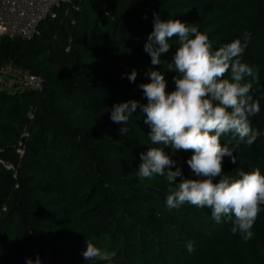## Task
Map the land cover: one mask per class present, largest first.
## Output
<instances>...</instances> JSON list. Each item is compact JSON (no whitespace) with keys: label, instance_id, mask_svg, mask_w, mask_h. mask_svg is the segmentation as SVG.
I'll use <instances>...</instances> for the list:
<instances>
[{"label":"trees","instance_id":"1","mask_svg":"<svg viewBox=\"0 0 264 264\" xmlns=\"http://www.w3.org/2000/svg\"><path fill=\"white\" fill-rule=\"evenodd\" d=\"M54 11L30 39H0V66L11 62L42 81L39 90L0 89V264L46 252L51 264H108L85 260V242L115 251L112 264H264V206L247 243L231 234L234 217L217 223L211 209L188 204L170 210L167 179L136 175L140 154L163 147L151 143L146 117L138 108L125 135L110 119L117 103L146 104L145 73L163 71L144 51L154 13L197 27L214 50L249 33L242 62L258 72L247 79L260 101L249 118L260 135L251 146L222 136L237 160L225 157L224 171L264 174V0H63ZM170 43L162 58L169 63L175 38ZM133 69L135 83L121 78ZM164 75L167 91L175 90L177 73ZM165 151L184 177L196 178L186 163L191 152Z\"/></svg>","mask_w":264,"mask_h":264},{"label":"clouds","instance_id":"2","mask_svg":"<svg viewBox=\"0 0 264 264\" xmlns=\"http://www.w3.org/2000/svg\"><path fill=\"white\" fill-rule=\"evenodd\" d=\"M153 16V31L144 51L151 57V65H162L163 71L149 69L145 73L150 82L141 83L139 88L146 104L136 100L117 103L111 108L110 119L124 125L119 131L125 135L130 118L139 108L146 117L144 123L150 127L151 143L163 147H151L140 154L137 177L141 181L165 177L169 184L166 205L170 210L188 204L211 209L217 223L222 217H234L230 232L239 233L247 243L264 206V174L257 167L239 172L238 177L225 175V157L232 164L237 160L234 152L222 144L221 137L232 134L251 146L260 135L249 119L260 113V101L251 94L253 85L247 79L258 80V72L242 62L251 36L245 33L242 39L236 38L214 50L212 41L197 27L180 19L163 20L156 13ZM173 38L176 49L169 63L162 58L173 48ZM168 71L177 73L173 77L175 90L171 92L167 91L164 75ZM229 74L230 78H225ZM125 75L135 83L138 72L133 69L121 78ZM169 147L173 154L192 153L186 163L196 178L184 177L178 162L166 153L165 148ZM85 244V260L112 264L115 251L109 253L92 242ZM194 245L191 240L185 245L190 254L195 251ZM26 264H41V260L37 256L35 262L27 259Z\"/></svg>","mask_w":264,"mask_h":264},{"label":"built area","instance_id":"3","mask_svg":"<svg viewBox=\"0 0 264 264\" xmlns=\"http://www.w3.org/2000/svg\"><path fill=\"white\" fill-rule=\"evenodd\" d=\"M63 0H0V39L20 37L30 39L38 24L46 17H54V9ZM38 75L11 62L0 66V89L17 92L41 89ZM7 167H11L7 164Z\"/></svg>","mask_w":264,"mask_h":264},{"label":"rangeland","instance_id":"4","mask_svg":"<svg viewBox=\"0 0 264 264\" xmlns=\"http://www.w3.org/2000/svg\"><path fill=\"white\" fill-rule=\"evenodd\" d=\"M41 264H51V257L47 252L42 256Z\"/></svg>","mask_w":264,"mask_h":264}]
</instances>
